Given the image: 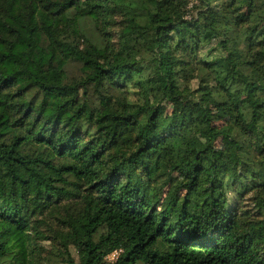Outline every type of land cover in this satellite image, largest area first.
I'll use <instances>...</instances> for the list:
<instances>
[{"label":"trees","instance_id":"trees-1","mask_svg":"<svg viewBox=\"0 0 264 264\" xmlns=\"http://www.w3.org/2000/svg\"><path fill=\"white\" fill-rule=\"evenodd\" d=\"M199 2L0 0V264L58 213L67 264H264V2Z\"/></svg>","mask_w":264,"mask_h":264},{"label":"rangeland","instance_id":"rangeland-1","mask_svg":"<svg viewBox=\"0 0 264 264\" xmlns=\"http://www.w3.org/2000/svg\"><path fill=\"white\" fill-rule=\"evenodd\" d=\"M264 2V0H262ZM201 3L199 0H188V5L187 9L189 10L186 13V18L190 19L192 16H196L198 9L197 7H200ZM81 25L86 29L87 33L91 34L92 36L97 34L96 29L94 28V25L92 22L89 21L88 18H82L81 19ZM114 30H117L116 27L113 28ZM117 34V33H116ZM115 41V40H114ZM65 73L67 75V79L72 80V79H78L83 75L81 64L77 61H70L68 62L65 67ZM90 93V90H89ZM91 94V93H90ZM95 100V98L93 99ZM165 116L163 121L166 119L167 116H169V113L171 111V105L165 104ZM217 114H222L226 120H231V117L223 110L217 111ZM228 140H220L218 143L220 146H225ZM181 178L174 173L172 177L170 178L168 184L164 187L163 189V194H172L176 192L177 186L180 183ZM178 195L180 196V192H178ZM243 208L244 209H249L252 211V215L254 217L257 216V211L253 208V201L251 200V195H247L243 199ZM61 213V212H60ZM59 214V213H58ZM58 214H48L43 217L44 218V223L40 224V230L44 232L45 235L48 236L49 239H44V240H39V251H40V256L39 259L41 261V264H67L64 262V260L61 259L60 256L53 255L52 253L55 252V238L53 235L55 234L54 231H56V228H60V225L58 221L54 218L57 217ZM50 217V218H49ZM264 215L260 216L259 218H263ZM62 227V226H61ZM72 256H74L75 259H77V255L74 251H72ZM19 264H26V261L24 258H21L18 256L16 260Z\"/></svg>","mask_w":264,"mask_h":264},{"label":"built area","instance_id":"built-area-1","mask_svg":"<svg viewBox=\"0 0 264 264\" xmlns=\"http://www.w3.org/2000/svg\"><path fill=\"white\" fill-rule=\"evenodd\" d=\"M119 251H120V250H114L113 252H111L109 255L106 256V259H107L108 261H113V260H115L116 257H117L118 254H119Z\"/></svg>","mask_w":264,"mask_h":264}]
</instances>
